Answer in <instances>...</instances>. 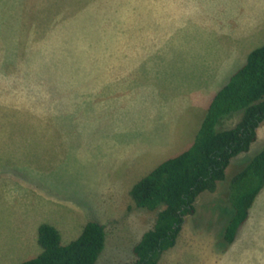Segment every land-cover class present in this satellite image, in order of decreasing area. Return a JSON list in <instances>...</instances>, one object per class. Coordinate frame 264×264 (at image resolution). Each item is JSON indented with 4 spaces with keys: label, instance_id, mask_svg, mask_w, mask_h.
Listing matches in <instances>:
<instances>
[{
    "label": "rangeland",
    "instance_id": "obj_1",
    "mask_svg": "<svg viewBox=\"0 0 264 264\" xmlns=\"http://www.w3.org/2000/svg\"><path fill=\"white\" fill-rule=\"evenodd\" d=\"M133 1L107 0L106 37H99L102 43L82 41L76 35L97 32L94 20L88 19L84 29L75 34L70 31L68 38L60 40L57 54L43 57L46 44H42L37 59H31L24 51L27 40L21 20H26L22 18L25 7H32L33 0H0V264H18L41 252L33 235L40 221L54 223L63 244L77 238L88 221H99L106 227V246L97 264L136 260L134 246L154 226L157 211L137 207L131 188L160 163L188 149L195 141L203 122L201 117L208 109L202 99L208 90L205 83L210 75L217 74L219 63L227 59L219 51L226 52L234 46L238 49L249 44L251 48L264 45V31L259 32L263 36L258 41L259 33L246 29L248 25L241 20L220 25L221 29L229 27L227 32L210 33L191 25L179 4L170 3L167 11L159 5L155 11L147 7L142 12L145 0H138L140 3L135 0L132 6ZM235 1L240 4L234 16L237 19L243 6L242 0ZM248 7L250 17L256 21L252 29L258 30L264 23V0H250ZM78 12L79 6L75 5V14ZM141 12L146 22L138 19V25H133L134 16L139 18ZM120 16L123 23L118 24L115 19ZM43 19L40 13L34 24L29 22V34L36 25L49 23ZM145 27L147 30L139 34V29ZM93 35L90 33V37ZM154 35L157 39L152 38ZM40 38L36 41L40 42ZM158 40L171 49L163 46L161 50L162 46L156 45ZM137 45L146 50L135 51ZM116 48L128 50L120 57L123 64L129 66L133 60L138 63L131 76L123 78L129 85L127 89L106 95L105 102L100 103L102 100L96 95L83 94L84 87L96 76L89 64L98 60L97 54L107 53L108 61L103 58V65L115 66L114 56L109 54ZM14 50L18 52L13 53ZM160 53L164 54L159 57L164 62L156 67H166L165 74L170 80L157 87L161 86V96L169 99L176 100L180 91V102L165 105L167 100L161 97L164 103L159 105L155 103L154 88L150 90L151 85L137 81L149 75L148 60ZM28 64H39L40 70L52 64L70 66L68 83L65 79L54 81L58 85L54 91L57 97L53 93L58 105L48 101L50 97L37 96L35 104L17 103L8 97L10 80L15 81L25 73ZM125 89L126 95H122ZM193 94L200 98L193 99ZM116 97L124 99L119 103L107 100ZM157 114L171 119H157ZM239 118L241 113L226 116L218 128H231ZM263 147L261 132L249 151L231 160L226 178L218 181L217 190L199 195L195 214L187 216L184 232L179 234L176 245L161 255L158 264H243L245 259L247 264H264V250L236 246L223 249L222 239L225 222L234 213L230 199L238 186L233 185V180ZM7 164L11 165L8 166L11 176L4 169Z\"/></svg>",
    "mask_w": 264,
    "mask_h": 264
},
{
    "label": "trees",
    "instance_id": "obj_2",
    "mask_svg": "<svg viewBox=\"0 0 264 264\" xmlns=\"http://www.w3.org/2000/svg\"><path fill=\"white\" fill-rule=\"evenodd\" d=\"M233 113H241L237 123L219 129L222 119ZM263 123L264 45L252 50L246 63L216 93L193 144L160 163L131 188L136 206L157 211V217L154 226L134 246L136 260L121 264H158L161 255L176 245L187 216L195 214L199 195L217 190L231 160L250 150ZM233 183L238 186L230 199L234 213L222 233L227 246L234 241L264 186V147ZM38 241L41 252L18 264H97L106 246V227L99 221H88L77 238L63 244L60 231L43 223Z\"/></svg>",
    "mask_w": 264,
    "mask_h": 264
},
{
    "label": "crops",
    "instance_id": "obj_3",
    "mask_svg": "<svg viewBox=\"0 0 264 264\" xmlns=\"http://www.w3.org/2000/svg\"><path fill=\"white\" fill-rule=\"evenodd\" d=\"M137 1L134 0L132 2V6L135 5ZM140 1H138V3H140ZM161 1H162L161 3H159L160 0L142 1L143 4L146 5L145 8L142 10V12L147 10V7H152L153 9L152 11H155L156 7H158L159 5H162V8L165 9V11H167V8H166L167 5H169L170 3H175V4H179V7L183 15L187 17L191 25L193 26L196 25V26L208 29L210 33L215 32V31H218L221 33L227 32L229 27L224 28V29H221L219 27L220 25L229 24L232 20H237L238 22L239 20H241L242 24L248 25V28L246 27V29H248L249 31H255L256 33L264 31V23H262V25H259L258 30L252 29V25L256 24V21L255 19H252V17H250V7H248L250 4V0H242L243 12L241 13V15H239V13L238 15H236V17H238L237 19L234 16L236 14V8L240 4H238V2H236L235 0H185V1L161 0ZM106 3H107V0H90L89 3H86L84 0H33L32 7H28V6L25 7L24 15L22 18L25 17L26 20H21L24 25L22 32L23 33L25 32V38L27 40L26 48L24 50L26 55H29L31 59H37V57L41 53L40 47L42 44H46L44 47V51L42 53L43 57L44 56L51 57L52 55L57 54L58 49L60 47V40L64 39L65 37L68 38L70 31L75 34V32H79L80 29H84L87 26V23L85 20H88V19L94 20L95 24L93 25L95 26L97 32L90 31L87 33L85 32V33H80L76 35L82 37V39H80L82 41L85 40L89 42L99 43L100 42L99 37L101 35H104L106 37V21H107ZM75 5L79 6V12L77 13V15L75 14ZM117 6H118V3L116 2V7ZM120 6H121L120 9H122L123 7L122 1H120ZM30 9L32 11L31 16H29ZM142 12L139 18L137 17L135 19V16H134V19H133L134 21H132L133 25H138V22H137L138 19L143 22H146L145 19L147 18H145ZM40 13L44 17L43 21L44 22L48 21L49 23H43L41 26L36 25V27L31 29V32L29 34L28 32L29 22L30 24H34L35 23L34 19ZM233 17L234 19H232ZM29 18H33V20H29ZM115 22L118 24L123 23L122 16L116 18ZM146 30H147L146 27L143 29H139V32H140L139 34L144 33ZM90 33H94V35L90 37ZM152 34H154V32L151 33V35ZM262 36L263 35L259 33V37L257 38L258 41L262 40L260 39ZM39 37H41L39 39L40 42H37L36 38H39ZM152 38L157 39V36L154 35ZM169 38H170V35L168 36V39ZM157 42L158 43H156V45L162 46L160 48L161 50L163 46L167 47L168 49H171L170 45H165L160 40H158ZM98 43H97V47H98V50H100L99 47H101V45ZM184 43L185 41L181 44L182 47ZM139 47H142V46L137 45L136 46L137 49L135 48V51L140 52V51L146 50V48H139ZM20 48H21V43H20ZM254 49L255 48H251L249 44L246 48L237 49L234 46V48L229 47L226 52L224 51L225 49H221L219 51V52L222 51V53L220 54L226 55L227 59L226 61L222 60L221 63H219L221 67L217 70V74L215 76L213 74L210 75L209 81H206L205 83L206 85L205 87L208 90H205L206 92L205 94H203L202 99H204L205 103H207L206 104L207 108L209 104L211 103L212 99L214 98V96L216 95V93L223 86H225V84H227V82L230 80V77L233 75V73H235L238 69H240L246 63L248 55ZM12 52L17 53L18 51L14 50ZM113 52L114 53L109 54V56L110 55L114 56L113 61H115V66H113L112 64L110 65L106 64V66L103 65V60H104L103 58H107V53L97 54L98 60L97 61L93 60V63L89 64L90 68L93 69L96 76H94L92 83L88 87H84L83 94L88 95V96L96 95L100 100H102V101H99L100 103L105 102L106 95L117 93L121 91L124 87H126L127 89L129 85L124 83L123 78H129L131 76L130 73L133 71L134 67L138 63V60L136 63H135V60H133L129 66L123 64V60H121L120 57L125 56L128 50H125L123 48H116V50ZM10 53H11V50L8 52V55H10ZM117 54H119V56ZM163 55L160 53L159 55H156V58L154 59L149 58L148 66H149L150 71L149 69L147 70L149 75L141 77L140 78L141 80L140 79L137 80L138 82H141L144 84L147 83L151 85L149 88L150 90L154 88L153 92L155 93V103L157 102L159 105H162L164 103V101L161 99V97H164V96H161V93H162V91H160L161 86L159 88L157 86L162 85L165 82H168L170 80L168 75L165 74L167 72L166 67H156L158 65L157 63L164 62V60L159 58V57H163ZM79 56H80V52L77 50L75 57L78 58ZM107 61H108V58H107ZM110 63H113V62H110ZM37 65L39 64H28V66L25 68V71H24L25 73L20 74V76H18L15 79V81L13 79L10 80L11 85L8 86L10 89V94H8V97L12 98V100L14 101L16 100L17 103L22 102L23 104H28V103L35 104L37 101L35 97L37 96H40V98L50 97L48 101H52L53 103H56V105H58L57 99H54V94L55 96L57 95L56 92L54 91L58 88V85L55 84L54 81L57 80L61 82V79H65L66 83H68L70 72H71L70 66L67 65V68H68L67 70L66 67L52 64V65H49L47 69L40 70L41 66H37ZM140 65L141 64L139 63V66ZM142 68L143 70L146 69L145 66H143ZM108 70H111V74ZM162 70L164 73L161 72ZM152 73H156V74L153 75ZM107 87L108 89H106ZM126 89L124 90L125 93L124 91L121 93L122 95H126ZM12 91H13V94H12ZM188 94L190 95V93ZM194 96L195 97H193V99L200 98V96H196V95ZM31 97H34V100ZM175 97H176V100L166 98L165 96L164 98L165 100H167L165 102V105L180 102V91H177ZM121 99H124V97L109 98L107 100L112 101L111 103H119ZM190 100H192V98H190ZM128 101H131V100H128ZM204 117L202 115L201 119L203 118L204 120ZM155 118L167 119V120L171 119L170 116H167L165 114L164 115L157 114ZM263 127H264V123L258 129L257 139L260 138L261 132L264 133V131H262ZM22 129H31V128H22ZM35 129H39V128H35ZM8 166H11V165L7 164L4 169L7 170L6 171L7 175L11 176L12 175V171L10 169L11 167H8ZM263 214H264V186L262 187V189L257 194L256 198L254 199V202L249 209L248 217L238 229V232L236 234L234 241L229 246L224 244L223 249H226L227 247L233 248L234 246H236V247H241V248L257 247L261 250H264ZM43 223H50V222L40 221L37 224V231L39 230L40 225ZM50 224L53 225L54 223H50ZM37 231L33 235L36 236L35 239L37 242H39L37 238ZM183 232H184V227L180 233H183ZM216 259L217 258H215L214 256V262ZM243 264H247V259H245V261L243 260Z\"/></svg>",
    "mask_w": 264,
    "mask_h": 264
}]
</instances>
